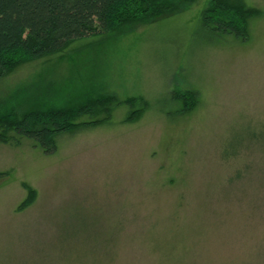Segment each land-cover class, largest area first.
<instances>
[{
	"label": "rangeland",
	"instance_id": "374dc122",
	"mask_svg": "<svg viewBox=\"0 0 264 264\" xmlns=\"http://www.w3.org/2000/svg\"><path fill=\"white\" fill-rule=\"evenodd\" d=\"M207 1L40 57L6 54L3 112L91 94L96 114L47 153L0 142V264H261L264 213L231 199L254 184L225 179L264 161L252 137L264 131V0H243L256 10L245 39L204 26Z\"/></svg>",
	"mask_w": 264,
	"mask_h": 264
},
{
	"label": "trees",
	"instance_id": "16d2710c",
	"mask_svg": "<svg viewBox=\"0 0 264 264\" xmlns=\"http://www.w3.org/2000/svg\"><path fill=\"white\" fill-rule=\"evenodd\" d=\"M193 0H0V77L5 74L7 55L22 51L35 58L59 50L69 40L93 33L128 31L138 23H150L161 17L184 10ZM252 7H246L243 0H208L201 11V23L211 29L232 34L245 39L248 32L247 23L255 13ZM187 97L196 100L193 90ZM134 98L126 100L134 105ZM173 103H184L183 98L171 96ZM95 98L91 94L85 101L77 104L36 108L16 116L10 110L2 111L4 103L0 101V142L19 146L21 140L27 139L34 146L47 153L54 149V135L66 132L73 126V119L87 114L89 123H95L93 117ZM186 101V100H185ZM134 111V110H133ZM178 111L179 113H183ZM263 138L264 131L252 135ZM235 154L222 157L234 160ZM256 172L250 161L238 165L226 177L229 185L236 181L243 182L251 178L253 188L246 193L237 190L231 199H246L250 208L264 213V161L256 162ZM255 165V164H254ZM255 173V174H254ZM249 181V180H247ZM256 181V182H255ZM234 190V189H233ZM226 193L222 199L227 201ZM231 203V202H229ZM264 264V260H261Z\"/></svg>",
	"mask_w": 264,
	"mask_h": 264
}]
</instances>
